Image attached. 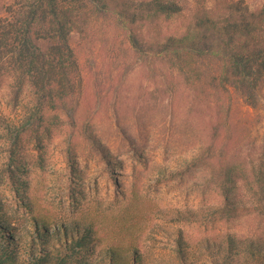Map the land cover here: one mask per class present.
Returning a JSON list of instances; mask_svg holds the SVG:
<instances>
[{"label":"rangeland","instance_id":"rangeland-1","mask_svg":"<svg viewBox=\"0 0 264 264\" xmlns=\"http://www.w3.org/2000/svg\"><path fill=\"white\" fill-rule=\"evenodd\" d=\"M171 1L180 7L175 18L140 19L150 37L170 22L188 24L191 0ZM245 3L254 8L262 0ZM9 7L19 8L8 0L0 4V15L10 14ZM118 35L101 21L74 34L80 63L73 83L76 126L61 109L36 115L38 100L30 85L8 57L0 59V245L9 239L16 244L13 264H24L33 224L49 233L52 225L90 230L89 251L79 252L70 264H107L114 253L119 264H132L133 251L138 264H180L179 235L189 264H214L199 255L207 240L231 233L247 241L264 233V218L250 208L234 225L189 221L193 212L201 215L221 202L218 188L202 186L212 168H200L186 182L169 175L205 140L202 99L194 97L176 62L156 60L151 74L133 61ZM259 94L264 98L263 91ZM82 122L108 150L109 163L81 136ZM247 123L250 134L242 148L247 161H237L245 169L238 183L243 201L255 194L252 169L259 167L264 146V114L257 125L254 118ZM68 148L75 153L71 163ZM212 167L218 169L216 160Z\"/></svg>","mask_w":264,"mask_h":264},{"label":"trees","instance_id":"trees-1","mask_svg":"<svg viewBox=\"0 0 264 264\" xmlns=\"http://www.w3.org/2000/svg\"><path fill=\"white\" fill-rule=\"evenodd\" d=\"M7 1L0 0V4ZM14 1L18 10L9 7L10 14L0 15V59L8 57L30 85L38 100L36 115L57 108L64 111L73 126L77 125L73 83L80 76V63L73 38L76 30L101 21L111 33L119 34L133 61L146 66L151 74H156V60L176 62L194 97L202 99L208 116L205 140L169 175L186 182L200 168H212L202 186L218 188L221 202L208 206L201 215L193 212L189 221L234 225L245 208L258 211L264 218V146L259 167L252 169L256 183L251 200L239 198L238 183L245 169L237 163L247 161L242 148L246 133L250 134L248 119L254 118L257 125L264 114V98L259 94H264V0L254 8L245 0H214L213 4L210 0H191L193 14L188 24L178 27L170 22L156 37L144 32L140 19H173L180 13L176 2ZM80 129L96 154L106 159L108 150L87 122H82ZM249 143L255 146L253 140ZM67 154L73 162L74 151L68 148ZM213 160L217 161V170L212 167ZM32 228L24 264H70L79 252L89 251L88 228L52 225L50 233L45 226L33 224ZM15 248L10 239L3 247L0 245V264H13ZM175 252L180 264H189L182 235L176 240ZM199 255L214 264H264V233L247 241L227 233L223 240H207ZM137 258L133 251L131 263L138 264ZM119 259L114 253L107 264H119Z\"/></svg>","mask_w":264,"mask_h":264}]
</instances>
